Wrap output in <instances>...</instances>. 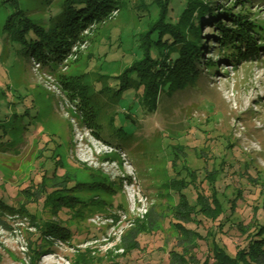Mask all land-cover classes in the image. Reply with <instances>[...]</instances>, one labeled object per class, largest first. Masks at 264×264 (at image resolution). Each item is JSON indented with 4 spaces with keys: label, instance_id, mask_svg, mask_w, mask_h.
Listing matches in <instances>:
<instances>
[{
    "label": "rangeland",
    "instance_id": "1",
    "mask_svg": "<svg viewBox=\"0 0 264 264\" xmlns=\"http://www.w3.org/2000/svg\"><path fill=\"white\" fill-rule=\"evenodd\" d=\"M128 1L127 11L91 23L62 63L49 66L9 43L4 25L13 9L0 0V100L25 101L8 111L19 121L8 119L0 149V195L52 222L60 218L47 207L42 213V185L78 201L80 217L74 209L66 225L71 240L44 237L52 253L38 264H74L89 252L91 264H222L217 252L235 258L248 229L264 232V35L242 43L230 61L220 54L231 52L210 40L203 60L211 59L217 74H205L201 88L162 97L158 112L143 117L132 93L114 86L113 76L132 64L134 49L122 38L150 21ZM61 2L19 4L39 20ZM218 2L222 10L245 11L241 1ZM247 7L264 22V2ZM212 31L204 25L202 39ZM73 79L86 96L68 88ZM141 219L155 229L124 256L123 238ZM31 223L20 213L0 216V264H31L28 239L39 236Z\"/></svg>",
    "mask_w": 264,
    "mask_h": 264
},
{
    "label": "trees",
    "instance_id": "2",
    "mask_svg": "<svg viewBox=\"0 0 264 264\" xmlns=\"http://www.w3.org/2000/svg\"><path fill=\"white\" fill-rule=\"evenodd\" d=\"M61 1L59 5L50 4L46 16L39 20H34L20 7V0L1 2L3 6L7 5L13 9L4 25L7 40L9 43L24 46L23 50L32 53L30 57L41 65H60L71 53L74 44L82 40L84 30L88 29L91 23L97 24L116 17L127 11L131 3L128 0ZM238 1L243 2L239 7L245 8V11L235 14L230 9L222 10L224 6L218 0H134V8L138 16L150 21L144 30L135 32L132 30L130 36L122 38L129 40L134 50H132V64L121 74L113 76L117 91H130L136 102L137 111L143 117H153L158 112L162 97L184 94L197 87L201 88L205 74H217L216 64H213L209 58L205 62L203 60L204 53L210 50V40H219V46H222L220 49L231 52L225 56L220 54L221 60L230 61L239 54V46L242 43L248 45L253 40L255 42L258 38L263 39L264 22L256 19L258 16L252 15L247 7L253 3V0H237V3ZM256 1L264 2V0ZM113 12L117 13L113 15ZM204 25L214 27L216 31L210 32L202 39ZM82 85H84L82 82L73 79L68 88L76 90L81 96H86V88ZM110 88L112 87H104L101 91ZM24 102L23 98L18 103L6 100L5 97L0 100V149L9 139L6 131L10 121L8 119L11 118V122L19 121L16 112H8L9 109L15 111L16 106ZM26 114H28L27 109L21 116ZM174 148L186 157L187 154L180 146ZM187 171L191 173L189 168ZM66 186L60 185L64 188L62 190H72ZM58 189L48 190L42 185V188L36 192L38 198H44L41 204L42 213L46 212V207L49 208L53 216L60 218L59 222L36 219L26 207L13 205L0 195V216L20 213L28 217L38 230L39 236L34 234L28 239L27 252L31 257V264H38L42 254L52 253V248L44 239L47 235L63 240L72 238L69 234L71 229L66 225L73 219L74 209V216L79 215L78 201L71 195H58L57 192L61 190ZM65 214L69 216L66 217ZM150 214L153 213L149 211L147 216ZM154 229L150 224L146 225L144 219L136 220L135 225L123 238V255L140 250V235ZM245 233L246 246L235 258L226 255L224 251L216 253L222 264H264L263 227L253 232L248 229ZM182 248L184 254L193 255L189 252V245L182 243ZM90 254L87 253L85 257L78 254L74 264H91Z\"/></svg>",
    "mask_w": 264,
    "mask_h": 264
}]
</instances>
